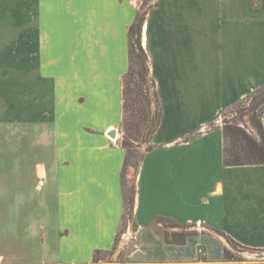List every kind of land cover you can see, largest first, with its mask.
I'll return each mask as SVG.
<instances>
[{
  "label": "crops",
  "instance_id": "0c3cea01",
  "mask_svg": "<svg viewBox=\"0 0 264 264\" xmlns=\"http://www.w3.org/2000/svg\"><path fill=\"white\" fill-rule=\"evenodd\" d=\"M141 1L0 0V264H96L113 248L126 155L117 127ZM144 35L164 116L138 174L124 264H205L201 251L207 264H264L225 262L219 236L174 245L152 227L172 217L264 249V165L224 166L221 122L264 86V0H159Z\"/></svg>",
  "mask_w": 264,
  "mask_h": 264
},
{
  "label": "trees",
  "instance_id": "16d2710c",
  "mask_svg": "<svg viewBox=\"0 0 264 264\" xmlns=\"http://www.w3.org/2000/svg\"><path fill=\"white\" fill-rule=\"evenodd\" d=\"M139 8L134 23L129 28V70L123 78L122 100L123 121L121 126L120 145L125 149L126 155L121 173V185L124 199V214L122 227L118 232L115 244L110 250H97L94 254V263L99 264L109 261L118 251L121 234L131 222L134 231L138 225L134 219V211L137 197V183L127 179L129 168L134 167L139 174L140 168L147 153L154 150L153 138L159 129L164 112L160 101L156 79L152 74V62L150 50L143 46L142 38L144 26L149 12L159 5V0H146ZM150 3V4H149ZM255 7L260 6V0H252ZM149 4V5H148ZM148 5V6H147ZM147 6V7H146ZM246 103H250L251 114L249 115L250 127L259 135L260 140L249 132L247 127L237 123L224 122V166H250L264 165V86L250 93L233 107L242 109ZM164 226L165 231H160L159 226ZM152 227L158 230L168 244L184 245L189 237L199 234H212L227 240L236 251H264L253 249L238 243L226 232L203 226L205 230L199 231L197 224H182L172 217L159 216ZM126 228V229H124ZM170 229L173 231L170 233ZM239 248V249H238ZM201 261L207 264V258L201 251ZM122 252L120 263L124 264ZM225 262H243L227 246L224 250Z\"/></svg>",
  "mask_w": 264,
  "mask_h": 264
},
{
  "label": "rangeland",
  "instance_id": "374dc122",
  "mask_svg": "<svg viewBox=\"0 0 264 264\" xmlns=\"http://www.w3.org/2000/svg\"><path fill=\"white\" fill-rule=\"evenodd\" d=\"M146 1V0H142L141 3H140V7L143 6V2ZM154 1V0H153ZM150 4V3H149ZM148 4V5H149ZM147 5V6H148ZM146 6V7H147ZM139 7V8H140ZM60 41V40H59ZM142 42H143V46L147 49H149V44H148V41H147V38L146 36L144 35L143 33V38H142ZM61 54V56H60ZM59 56L60 58L64 61V58H63V54L60 52L59 53ZM55 58V57H54ZM55 66V64H54ZM246 106L243 107L242 109H239L237 107H230L228 108L227 110H225L222 115H221V122L222 124L224 125V122H233V123H237L239 124L240 126H243V127H247V129L249 130L250 133H252L256 139L259 141L260 140V137L259 135L250 127V124H249V115L251 114V112L249 111L250 108L252 107V105L250 103H246L245 104ZM121 117V108L119 107V105L117 104L116 105V108L114 109L113 111V116L111 117L112 120H119ZM95 122V119L94 118H90V122ZM122 126V125H121ZM121 126H118L117 129L120 133V138H121ZM119 138V139H120ZM6 159H9V158H6ZM137 178H138V173L135 171L134 167H130L129 168V173H128V176H127V179L129 181V184L131 185L132 182L131 180H134L135 183H137ZM42 186V185H41ZM129 226L132 228V230L134 231V228H133V224L130 222L128 226H125L126 228V231H123V233L121 234V240H120V243H119V248H118V251L113 255L112 259L109 260V261H103L99 264H121L119 261H120V253L122 252L123 254V259L124 261H127L128 259V254L130 253V251L133 249V244L130 242H128V244H125L126 243V236L128 234V229H129ZM160 228V231H165V228L164 226L160 225L159 226ZM197 229L199 231H202V230H205V228L203 226H198ZM158 231V230H156ZM170 233L173 231V229H170L169 230ZM135 232V231H134ZM160 233V232H159ZM224 239V238H223ZM133 241V240H132ZM224 241L226 242L227 244V247L233 252L235 253L238 257H241L244 261L243 262H248V261H256V260H263L264 258V251H239L241 249H239L238 251H236L234 249V247H232L226 239H224Z\"/></svg>",
  "mask_w": 264,
  "mask_h": 264
},
{
  "label": "water",
  "instance_id": "95a60500",
  "mask_svg": "<svg viewBox=\"0 0 264 264\" xmlns=\"http://www.w3.org/2000/svg\"><path fill=\"white\" fill-rule=\"evenodd\" d=\"M117 135H118V132H117L116 129H114V130H112V131L110 132V136H111L112 138H117Z\"/></svg>",
  "mask_w": 264,
  "mask_h": 264
}]
</instances>
